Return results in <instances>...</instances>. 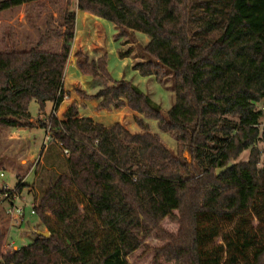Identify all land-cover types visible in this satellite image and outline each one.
Listing matches in <instances>:
<instances>
[{"label":"trees","instance_id":"obj_1","mask_svg":"<svg viewBox=\"0 0 264 264\" xmlns=\"http://www.w3.org/2000/svg\"><path fill=\"white\" fill-rule=\"evenodd\" d=\"M35 1L0 0V11ZM69 3L30 47L5 41L0 49V126L25 127L35 101L49 136L35 179L17 174L14 189H0L1 204L29 187L48 236L36 231L31 242L2 252L0 224V264H130L127 256L151 234L164 241L156 255L175 264H264V0L76 1L114 24L117 37L148 36L133 67L175 93L163 113L131 80L112 77L106 55L90 60L77 50L78 69L103 83L91 96L97 107L127 106L156 120L181 154L138 116L141 132L82 116L75 102L53 114L65 97L75 37ZM51 37L55 47L45 48ZM47 102L53 109L45 116ZM165 218L177 222L175 233L161 226Z\"/></svg>","mask_w":264,"mask_h":264},{"label":"rangeland","instance_id":"obj_2","mask_svg":"<svg viewBox=\"0 0 264 264\" xmlns=\"http://www.w3.org/2000/svg\"><path fill=\"white\" fill-rule=\"evenodd\" d=\"M67 0H37L29 5L0 11V49L5 41H13L19 48H28L34 44L45 30L55 27L61 21V12L66 6ZM77 0H70L69 10L76 13L75 37L65 66L63 88L65 97L58 107L55 115L61 117L67 106L75 102L82 116H89L104 125L119 122L131 132H141L142 127L135 121V116L141 118L149 131L157 133L163 144L175 154H181L175 139L167 132L159 130L157 121L148 118L142 113H137L129 107L120 109L98 108V99L91 98L103 87V83L93 79L90 75L83 74L75 64V52L81 50L88 58L97 60L106 55L107 69L115 80H131L142 91L156 101L163 113L171 107L175 101V93L171 88L160 84L153 76H142L134 69L135 62L140 60L139 46H144L149 37L135 32L132 36H118L119 29L111 22L80 11L76 8ZM42 5H39L41 4ZM49 21V23H48ZM46 47H55L56 39L51 37ZM132 47L130 55L121 57L120 51ZM53 109V103L47 102L45 116ZM30 123L25 127L7 128L0 126V189L3 187L12 190L18 183L17 174L24 177L26 183H31L36 168L40 169V157L46 152L49 136L38 123L39 108L35 101L28 106ZM264 125V117L262 118ZM263 148V144H259ZM250 148L245 149L237 160H245L249 156ZM188 157L187 153H183ZM42 158V157H41ZM25 193V200H17L15 206L23 208V217H16L8 213L13 206L10 200L13 195L4 196L0 204V224L4 227L6 238L2 245V252L18 248L31 242L38 230L45 231L38 222L37 216L31 213L30 196ZM18 195V194H17ZM22 197V196H20ZM10 199V200H9ZM14 225L8 238L10 226ZM161 226L168 232L175 233L178 229L176 221L165 218ZM13 241V246L9 243ZM164 244V241L154 234L149 235L144 244L127 256L130 264H175L173 260L166 259L163 255H156V249Z\"/></svg>","mask_w":264,"mask_h":264},{"label":"crops","instance_id":"obj_3","mask_svg":"<svg viewBox=\"0 0 264 264\" xmlns=\"http://www.w3.org/2000/svg\"><path fill=\"white\" fill-rule=\"evenodd\" d=\"M0 175L2 176L3 173H0ZM34 179H35V173H34V177H33L32 181H33ZM23 182H26V181L23 179ZM29 189H30L29 187H25V188L22 189V191H21L20 193H18V195H13L14 199H13V200H10V199H9V200H10V204L15 205V202H16L17 200L24 201V200H25V193H26V191H24V190H27V193H28L29 196H30L31 207H32L33 196H32V193L30 192ZM20 196H22V197H20ZM13 227H15V226H14V225H11V226H10V230H9L8 238H10V237H9L10 234H11L10 232L12 231ZM12 242H13V241H12ZM13 248H16V247L13 246Z\"/></svg>","mask_w":264,"mask_h":264},{"label":"built area","instance_id":"obj_4","mask_svg":"<svg viewBox=\"0 0 264 264\" xmlns=\"http://www.w3.org/2000/svg\"><path fill=\"white\" fill-rule=\"evenodd\" d=\"M56 111L57 110H53V114H55ZM65 153H66V151H65ZM31 208H32L31 213L33 214L34 213L33 205H32ZM8 213H10L11 215H16V217H19V216L23 217V215H24L23 208H19V207L15 206V205L11 206L8 209ZM12 244H13V242H10L9 246H13Z\"/></svg>","mask_w":264,"mask_h":264},{"label":"water","instance_id":"obj_5","mask_svg":"<svg viewBox=\"0 0 264 264\" xmlns=\"http://www.w3.org/2000/svg\"><path fill=\"white\" fill-rule=\"evenodd\" d=\"M232 164H233L232 162H229L226 166L221 167V168H217L216 169V174H220L221 172L226 171L227 169H229L232 166ZM37 234L45 236V237L48 236V232L47 231L38 230Z\"/></svg>","mask_w":264,"mask_h":264}]
</instances>
